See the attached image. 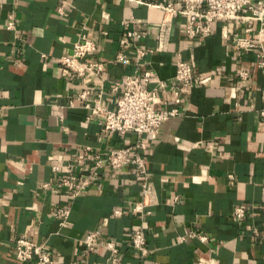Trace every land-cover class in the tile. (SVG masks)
I'll return each instance as SVG.
<instances>
[{"label": "crops", "instance_id": "0c3cea01", "mask_svg": "<svg viewBox=\"0 0 264 264\" xmlns=\"http://www.w3.org/2000/svg\"><path fill=\"white\" fill-rule=\"evenodd\" d=\"M250 1L264 5V0ZM167 3L179 7L177 0H0V264H20L14 256L18 237L44 245L57 264H109L107 249L82 242L94 231L116 242L119 264H205L209 259L264 264L259 22L245 9L238 24L216 20L212 35L188 39L184 20L175 15L168 50L152 52L136 65L135 48L156 47L163 18L157 5ZM11 19L13 29H8ZM129 29H142L146 37L120 47ZM83 33L97 46L91 58L104 66L99 76L69 74L57 62L71 55ZM238 38L261 47L238 51ZM118 52L131 62L117 61ZM177 55L190 62L200 81L182 90L175 105L169 87L175 84ZM145 73H150L146 82ZM129 76L153 93L154 108L179 111L162 123L155 140L103 130V114L115 110L122 91L121 85L113 88ZM83 92L86 99L79 98ZM121 148L145 159L156 195V204L147 208L150 215L133 212L142 200L144 177L131 166L98 171L78 197L42 187L67 175V166L86 175L96 155ZM85 149L77 168V155ZM65 208L68 226L60 228L54 212ZM236 208L245 209L239 220L233 218ZM116 210L120 217L113 216ZM138 227L150 252L143 258L129 247Z\"/></svg>", "mask_w": 264, "mask_h": 264}, {"label": "built area", "instance_id": "2783aa9c", "mask_svg": "<svg viewBox=\"0 0 264 264\" xmlns=\"http://www.w3.org/2000/svg\"><path fill=\"white\" fill-rule=\"evenodd\" d=\"M179 7H175L171 3L158 4L163 12V18L157 30L156 47L153 50L135 48L133 61L139 65L144 57L152 52H166L170 44L172 20L175 15L182 17L183 30L188 39L198 37L205 38L213 33L212 23L216 20L224 22H233L238 24L242 19V12L247 9L251 18L259 22V30L257 37H264V5H255L250 0H177ZM131 23L140 24L139 21L131 20ZM14 21L7 24L8 29H13ZM146 37V33L142 29H129L125 35L119 40L120 47H125L129 42L134 45L137 41ZM260 44H255L247 38H238L235 41V48L238 51H248L260 48ZM97 51V46L93 39L89 38L85 33L81 34L72 45V53L70 56H64L58 59V64L66 68L69 74H75L80 77L88 74L99 76L104 71V66L91 58V55ZM262 57V56H261ZM117 61L129 64L130 59L122 52L115 55ZM259 67H264V61H261ZM246 73L242 72L240 77L246 78ZM150 77V73L144 74L143 81L146 82ZM174 86L169 87L174 94V104L178 105L181 101V91L189 90L199 84V77L193 71L190 62L176 57ZM142 81L135 77H126L121 83L114 86L117 91L122 86V91L117 99L116 108L103 114V130L106 132L117 133L121 136L127 133H133L137 137L143 135L148 136L151 140H155L159 134L160 126L170 117L178 115V109L171 108L168 110H158L154 108V95L141 87ZM87 92L79 95L80 99H86ZM88 107V104H86ZM93 114H100L99 109L92 108ZM139 149L145 150L144 143L139 144ZM88 149L81 151L77 155V168L83 163L85 153ZM125 166H131L140 176L144 177L142 185V200L137 203L133 212L143 217L150 215L148 207L156 204V195L153 185L146 178L145 159L137 152H131L130 148H121L109 152L106 156L96 155L91 163V168L86 175H81L80 171H72L67 166L69 173L61 178L54 185L48 183L42 184L44 189L55 191L64 189L71 194L72 197H78L88 190L91 182L94 180L96 173L105 168L117 170ZM52 169L57 172L60 170L59 165H54ZM121 211L113 212L114 217H120ZM70 210L56 209L54 218L60 228L68 226V218ZM245 216L244 208H236L233 211V218L241 219ZM200 241L204 242L205 237H200ZM183 239L180 238V241ZM83 244L86 248L101 246L110 252L109 264H119L117 260L118 247L115 241L103 240L99 231L88 233L83 238ZM129 247L136 251L141 258L149 255L146 246V238L141 227L136 228L129 239ZM14 256L20 264H57L49 255L48 249L44 245H36L25 239L18 237L14 241ZM205 264H219L215 259H209Z\"/></svg>", "mask_w": 264, "mask_h": 264}]
</instances>
